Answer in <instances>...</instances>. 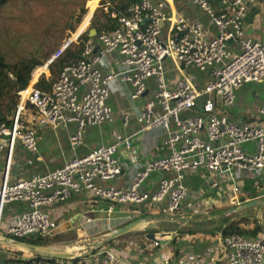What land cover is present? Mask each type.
<instances>
[{
    "label": "built area",
    "instance_id": "1",
    "mask_svg": "<svg viewBox=\"0 0 264 264\" xmlns=\"http://www.w3.org/2000/svg\"><path fill=\"white\" fill-rule=\"evenodd\" d=\"M100 1L95 8L108 13L110 5L100 6ZM256 1L222 0L225 7L216 11L207 0H191L207 17V27L173 11L172 0H139L116 17L114 29L86 41L80 59L62 69L49 91L28 85L18 92V104L10 122L0 123V162L4 156L0 235L4 208L10 203H20L25 205V210L10 218L2 230L3 236L11 240L50 239L58 226L44 208L64 204L72 196L82 194L109 203L107 214H112L116 206L159 207L167 201L165 213L174 218L191 192L185 183L186 175L198 172L208 175L207 193L226 195L239 204L237 196L243 188L239 174L264 173V103L258 110L260 122L242 125L231 124L226 116L219 114L218 106H232L236 91L245 84L264 82V39L247 38L243 25L247 7ZM93 11L88 12L86 24L73 36L74 42L90 25ZM72 43L69 40L62 44L45 64L46 68ZM231 44L238 47L237 52ZM109 54L118 55L122 70L103 73L99 63ZM167 61L181 76L173 87H168L166 82ZM188 67L206 73L207 81L202 89H196L184 74L182 68ZM151 79L156 89L140 108L137 121L140 132L163 129L166 133L163 145L170 152L149 161L136 174L129 189L96 185V181L107 182L121 173L118 152L121 146L130 149L131 137L119 135H114L113 143L101 145L83 157H74L60 169L27 179H10L16 145L32 153L37 151L36 131L23 120L26 106L34 111L39 126L55 130L74 123L76 131L69 144L75 148L82 143L86 127L112 121V110L107 104L108 83L128 85L130 99L136 100L147 91ZM186 113L193 114L185 116ZM127 121L125 115L123 124L127 125ZM251 144L252 151L247 147ZM153 173L164 175L156 190L141 192L140 186ZM153 245L157 247L159 241ZM95 250L68 259L29 251L30 255L22 254V259L39 255L43 259L40 264L51 261L52 264H155L130 263L110 249ZM21 252H24L22 248ZM12 253L6 254L9 260ZM206 254L211 256L209 261L204 260V255L188 253L157 264H264V224L256 238L238 234L221 237L219 248H209ZM0 264L4 262L0 260Z\"/></svg>",
    "mask_w": 264,
    "mask_h": 264
},
{
    "label": "crops",
    "instance_id": "2",
    "mask_svg": "<svg viewBox=\"0 0 264 264\" xmlns=\"http://www.w3.org/2000/svg\"><path fill=\"white\" fill-rule=\"evenodd\" d=\"M207 1L216 11L225 7L222 0ZM97 2L98 0H91L89 12L95 8ZM171 6L177 14L186 15L188 18L209 27L207 17L192 4L191 0H172ZM84 25L85 23L82 27ZM243 25L244 35L247 38L252 40L264 39V0H257L247 7ZM209 31L214 34L213 30ZM231 48L234 52L238 51L235 44H231ZM99 67L103 73L122 70L119 69V57L116 54L103 57ZM182 69H184V74L189 77L196 89L200 90L204 87L207 81L206 73L194 67ZM37 70L31 77L30 86H35L40 76L43 75L45 78L50 76L47 69ZM165 72L168 87H173L176 81L181 78L175 67L168 61L165 63ZM108 89L110 94L107 104L112 110V121L97 127H86L82 134V143L75 148L69 144L71 136L76 131L74 123L53 130L46 126L37 125L33 110H28V113L25 111L23 120L36 131L37 151L32 153L25 150L20 144L16 145L10 179H27L33 175H44L60 169L74 157H83L101 145L113 143L115 141L114 135L131 137V146L129 150L122 146L119 149L118 159L122 168L120 175L107 182L96 181V185L99 187L127 190L133 183L136 174L149 161L167 156L170 151L167 146L163 145L166 139L164 130L154 129L149 132H140L141 126L137 121L140 108L149 101L156 89L155 81L149 80L147 91L136 100L130 99L131 88L126 84L112 81L108 83ZM263 103L264 82H261L255 84L254 90L240 87L236 91L234 104L228 108L218 106V112L226 116L227 120L233 125L257 124L261 120L258 110ZM192 114L186 113L185 116H191ZM125 115L128 117L127 125L123 124ZM247 147L251 151L254 150L252 144ZM3 171L4 156H2L0 162V183ZM162 176L164 175L160 173L151 174L140 186V191L154 192ZM207 179V173L203 172L187 174L185 177V183L191 188V192L182 202L176 217L191 219V223L187 226L175 225L171 221L165 213L167 201L159 207L147 204L128 207L116 206L112 214H107L106 210L109 203L93 198L88 194H82L72 196L64 204L45 207L44 211L58 226L50 238L54 241V244L48 246L46 252L66 253L69 258L78 257L96 249L106 239L109 232L131 222L139 221V225L133 231L113 239V246L106 248L116 252L121 258L130 263L147 262L157 264L166 258L177 259L188 253L204 255V260L209 261L211 256L206 254L207 249L219 248L220 238L222 237V231L217 232L216 229L207 228L208 224L214 221L211 213L216 209L234 208L253 200L264 202V173L254 172L244 176L239 174V179L243 182L242 193L237 196V200H240L239 204L234 202L235 199H230L226 195L207 193ZM196 205L200 208L197 213H194L193 210H197ZM25 208V205L20 203L6 205L2 216L1 237L3 236L2 230L10 218L21 213ZM260 210L262 209H258L252 218L247 219L248 217L243 215L242 218L235 221L246 219L251 222L255 218L261 220L263 214ZM231 215L225 214L224 217ZM200 216L202 220L196 219ZM203 220L206 224H203ZM190 230L198 231L189 234ZM156 240L159 241L157 247L153 245ZM0 248L5 250H0V260L5 262L9 260L6 254L15 252L13 250H18L20 247L6 242L3 236L0 240Z\"/></svg>",
    "mask_w": 264,
    "mask_h": 264
},
{
    "label": "rangeland",
    "instance_id": "3",
    "mask_svg": "<svg viewBox=\"0 0 264 264\" xmlns=\"http://www.w3.org/2000/svg\"><path fill=\"white\" fill-rule=\"evenodd\" d=\"M88 2L81 0H11L0 10V52L5 61L15 63L31 56L43 59L44 55L53 47H57L56 50H58L62 44L69 40L74 44L73 36L79 27L81 30L88 15ZM81 9H85V12H81ZM68 25L74 28L73 32L66 30ZM89 27L90 25L86 30ZM45 64L37 67L33 73L39 68L47 69ZM255 84L257 83L245 84L243 87L247 90H254ZM28 110L30 111V109H27V113ZM196 206L197 210H193L194 213H197L200 208L198 205ZM231 209L214 210L211 213L214 221L209 223L207 228L216 229L218 232L219 226L227 227L229 223L242 218L243 215H246L247 219L252 218L258 211L257 208H245L243 212L241 210L231 213V216L225 218V214ZM260 212L264 215V208ZM258 218L260 219V217ZM196 219L202 220L201 216ZM262 219L259 221L264 222ZM203 224H206L204 220ZM197 231L190 230L189 232L194 234ZM47 241V245L42 247L45 251L48 246L54 244V241L50 239ZM13 251L30 255L29 251L23 248L24 252H21V248Z\"/></svg>",
    "mask_w": 264,
    "mask_h": 264
},
{
    "label": "trees",
    "instance_id": "4",
    "mask_svg": "<svg viewBox=\"0 0 264 264\" xmlns=\"http://www.w3.org/2000/svg\"><path fill=\"white\" fill-rule=\"evenodd\" d=\"M11 0H0V10L6 6ZM82 2H88V9L90 7L91 0H81ZM139 0H101L98 5L104 6L109 4L110 8L108 13H104L102 8H95L93 11L90 27L81 33L74 44L72 43L56 60L48 65V71L50 73L49 78L40 76L35 87L42 91H49L53 82L58 78L62 69L69 63L76 62L80 59L83 47L89 39H95L98 34L103 31H111L116 27V17L121 13H124L126 9L133 3ZM81 12H85V9H81ZM85 20L83 23H86ZM96 31L95 36L89 37L90 30ZM66 30L74 31V28L70 25ZM57 47H53L47 52L43 59H37L34 56L22 59L15 63H7L0 52V123H9L10 118L15 112L18 104V92L25 89L30 81L33 71L45 64L52 55L57 51ZM40 69V68H39ZM38 69V70H39ZM37 70V71H38ZM29 109V106H26ZM264 216V215H263ZM263 218V219H262ZM261 219L264 220V217ZM264 222H260L258 219H253L248 222L246 219L239 221H233L229 223L227 227L219 226L218 231H222V237H226L232 234H238L247 238H256L263 230ZM190 232L189 234H191ZM18 242L28 244L30 246L43 247L47 245L48 239L42 238H22L15 239ZM113 246L112 241H108L104 245L100 246L97 250L107 249L106 247ZM175 252V251H174ZM13 258L4 262V264H40L43 259L41 256L36 255L34 259H22V254L19 252L12 253ZM53 261L47 262L52 264Z\"/></svg>",
    "mask_w": 264,
    "mask_h": 264
},
{
    "label": "water",
    "instance_id": "5",
    "mask_svg": "<svg viewBox=\"0 0 264 264\" xmlns=\"http://www.w3.org/2000/svg\"><path fill=\"white\" fill-rule=\"evenodd\" d=\"M80 29V27H79ZM78 29V31H79ZM96 34V31L94 29H91L90 32H89V37H93L95 36ZM245 208H258V209H263L264 208V202L261 201V200H253V201H249L247 203H244L242 205H239L237 207H234L232 208L228 213H226V215H229L231 213H235V212H239ZM171 221L175 224V225H183V226H187L189 223H191V219L189 218H179V217H174V218H170ZM139 225V221H134V222H131L117 230H113L111 231L108 236L106 237V239L101 242L97 247L99 248L100 245H102L103 243L105 242H108V241H112L113 239H116L124 234H127L131 231H133L137 226ZM6 242L8 243H11V244H15L16 246L20 247V248H23V249H26L30 252H33L35 254H39L41 256H44V257H51V258H54V259H68L69 255H67L66 253H48L46 252L42 247H38V246H30L28 244H25V243H21V242H18V241H15V240H11V239H8V238H5ZM95 250V249H94ZM93 251V250H92Z\"/></svg>",
    "mask_w": 264,
    "mask_h": 264
},
{
    "label": "clouds",
    "instance_id": "6",
    "mask_svg": "<svg viewBox=\"0 0 264 264\" xmlns=\"http://www.w3.org/2000/svg\"><path fill=\"white\" fill-rule=\"evenodd\" d=\"M48 70V69H47Z\"/></svg>",
    "mask_w": 264,
    "mask_h": 264
}]
</instances>
